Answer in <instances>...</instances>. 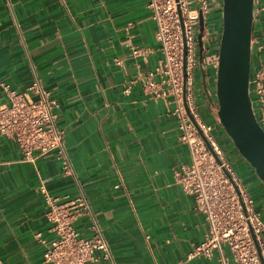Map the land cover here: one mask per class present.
Listing matches in <instances>:
<instances>
[{
  "label": "crops",
  "instance_id": "1",
  "mask_svg": "<svg viewBox=\"0 0 264 264\" xmlns=\"http://www.w3.org/2000/svg\"><path fill=\"white\" fill-rule=\"evenodd\" d=\"M257 2L252 73L264 68V0ZM147 3L0 0V105L9 101L6 89L36 100L28 87L37 80L56 101L69 164L65 171L56 152L22 161L16 142L1 138L0 264H47L42 256L54 234L44 194L85 199L89 210L73 226L83 238L92 237L94 225L101 231L111 259L98 264H176L203 239L204 214L178 181L190 156L179 139L173 97L143 86L162 59ZM211 4L214 25L204 42L209 54L220 35L222 0ZM199 63L196 111L212 126L223 159L264 224V183L216 119V68L204 67L203 84ZM150 79L159 82L160 76ZM219 257L215 250L187 264H220ZM229 264H236L231 257Z\"/></svg>",
  "mask_w": 264,
  "mask_h": 264
},
{
  "label": "built area",
  "instance_id": "2",
  "mask_svg": "<svg viewBox=\"0 0 264 264\" xmlns=\"http://www.w3.org/2000/svg\"><path fill=\"white\" fill-rule=\"evenodd\" d=\"M179 5L183 20L186 48V101L198 127L210 142L218 163L186 113L182 102V34L176 6ZM151 18L156 25L155 37L162 52L159 64L143 81L148 92L156 96L170 95L175 103L178 118L179 139L188 147L190 162L179 175L184 192L194 197V208L204 214L207 224L203 239L195 244L184 260L187 264L198 256L210 257L220 252V264H229V257L236 264H264V224L253 209L251 196L237 185V181L223 159L222 150L212 136V128L199 118L194 97L195 70L199 13L204 14L207 0H148ZM217 60V56H215ZM154 74L160 81L150 79ZM253 74L251 88L258 120L263 122L264 68ZM166 86L165 90L157 85ZM28 90L37 95L33 100L28 93L6 89L9 101L0 105V140L6 136L13 139L22 155V161L34 163L38 158L58 153L63 168L68 171V158L64 150V132L56 125V101L48 91L34 80ZM228 172L232 181L226 175ZM236 184L239 194L235 191ZM41 190L44 192L43 186ZM49 231L54 234L43 253L47 264H98L110 261L108 243L99 228L94 225L91 238H83L73 222L86 214L89 206L84 198L48 196L44 194ZM39 236V234H36ZM227 248L229 255L224 251Z\"/></svg>",
  "mask_w": 264,
  "mask_h": 264
},
{
  "label": "water",
  "instance_id": "3",
  "mask_svg": "<svg viewBox=\"0 0 264 264\" xmlns=\"http://www.w3.org/2000/svg\"><path fill=\"white\" fill-rule=\"evenodd\" d=\"M177 1V0H176ZM257 0H222V27L217 52L215 96L217 100V121L230 137L242 157L254 168L264 183V124L258 120L255 104L251 96L253 82L251 53ZM183 43L182 53V102L184 109L197 131L205 141L216 161L221 163L210 142L202 133L192 116L186 101V48L182 15L176 6ZM204 20L199 13L196 34L199 60L202 57V32ZM203 84L205 72L199 63ZM206 89V86H204ZM232 181L230 175L224 170ZM235 191L238 188L233 183Z\"/></svg>",
  "mask_w": 264,
  "mask_h": 264
},
{
  "label": "rangeland",
  "instance_id": "4",
  "mask_svg": "<svg viewBox=\"0 0 264 264\" xmlns=\"http://www.w3.org/2000/svg\"><path fill=\"white\" fill-rule=\"evenodd\" d=\"M207 3H208V7L206 9V12L204 14H202L203 20H204V28H203V32H202V46H203V50H202L201 60H199L198 51H197L196 55H197L198 63L199 62L203 63L204 67L211 64V65H213L216 68L217 67V60L215 59V56H217V52H218L220 35L217 37V42H216V45L213 48V53L212 54H209L210 52H209L208 47H206V49H204V42H206V40L208 39V37H209V35H210L211 31H212L211 27H212V25H214V22L212 21V20H214V17H213L214 13H212L211 0H207ZM220 26L222 27V17H221V25ZM220 33H221V28H220ZM213 107H214L215 116H216V119H217V115H216V108H217L216 96H215V103H214ZM234 167H235V169H239L238 164H236V163H234Z\"/></svg>",
  "mask_w": 264,
  "mask_h": 264
}]
</instances>
